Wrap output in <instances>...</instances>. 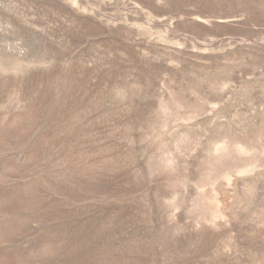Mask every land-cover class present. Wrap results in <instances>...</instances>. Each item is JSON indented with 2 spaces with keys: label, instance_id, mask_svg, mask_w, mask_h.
I'll list each match as a JSON object with an SVG mask.
<instances>
[{
  "label": "rangeland",
  "instance_id": "obj_1",
  "mask_svg": "<svg viewBox=\"0 0 264 264\" xmlns=\"http://www.w3.org/2000/svg\"><path fill=\"white\" fill-rule=\"evenodd\" d=\"M0 264H264V0H0Z\"/></svg>",
  "mask_w": 264,
  "mask_h": 264
}]
</instances>
